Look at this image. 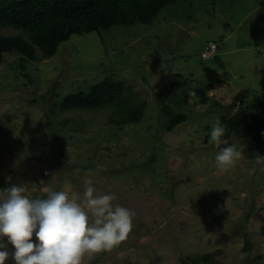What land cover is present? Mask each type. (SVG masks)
<instances>
[{
  "label": "rangeland",
  "instance_id": "rangeland-1",
  "mask_svg": "<svg viewBox=\"0 0 264 264\" xmlns=\"http://www.w3.org/2000/svg\"><path fill=\"white\" fill-rule=\"evenodd\" d=\"M15 34L23 33L0 28ZM210 41L217 51L204 59ZM13 55L0 64V190L25 185L30 198H46L45 188L70 184V196L82 199L91 180L94 195L114 194L113 206L135 212L132 231L91 264H181L195 254L246 264V239L248 264H264V164L226 131L242 158L221 173L220 149L205 141L217 122L213 102L233 103L231 116L264 92V0H177L151 24L73 34L26 70ZM176 73L193 84L180 109L187 119L164 131L161 109ZM108 75L125 82V99L145 104L141 121L117 126L111 107L58 105ZM0 242L10 254L5 264H15L13 246Z\"/></svg>",
  "mask_w": 264,
  "mask_h": 264
},
{
  "label": "trees",
  "instance_id": "trees-1",
  "mask_svg": "<svg viewBox=\"0 0 264 264\" xmlns=\"http://www.w3.org/2000/svg\"><path fill=\"white\" fill-rule=\"evenodd\" d=\"M176 1L0 0V28L11 27L23 33L0 35V64L7 53H13L18 68L26 70L28 62L54 55L58 46L73 34L100 33L116 25L151 24L165 6ZM181 78V74L176 73L169 79L167 94L171 100L161 109L164 131L173 130L187 119L186 113L180 109L184 107L188 90L193 84ZM127 88L123 80L108 75L99 82L65 94L58 105L63 110L95 111L111 107L110 123L117 126L138 123L143 118L145 104L125 99ZM198 90L206 97L202 87H198ZM213 105L217 107L214 117L224 123L226 131L233 132L245 143L243 154L252 159L257 155L264 157V92L231 116L228 115L233 103L226 106L213 102ZM209 139L210 134L205 141ZM260 233L264 237V224L260 227ZM251 248V242L246 239L243 247L246 264L250 260ZM214 262V258L208 254H195L180 259L181 264Z\"/></svg>",
  "mask_w": 264,
  "mask_h": 264
},
{
  "label": "clouds",
  "instance_id": "clouds-1",
  "mask_svg": "<svg viewBox=\"0 0 264 264\" xmlns=\"http://www.w3.org/2000/svg\"><path fill=\"white\" fill-rule=\"evenodd\" d=\"M225 132L217 120L210 133L220 149L215 161L221 173L242 158L233 143L228 146ZM256 163L264 164V157L257 155ZM91 185V180L86 181L82 199L70 196V184L64 190L45 188L46 198H30L25 185L0 190V238L6 237L14 247L15 264H91L98 254L127 240L135 212L113 206L114 194L94 195ZM33 234L37 243L31 241ZM0 248L4 249L0 264H5L10 255L7 244L0 242ZM245 256L242 253L240 259Z\"/></svg>",
  "mask_w": 264,
  "mask_h": 264
},
{
  "label": "built area",
  "instance_id": "built-area-1",
  "mask_svg": "<svg viewBox=\"0 0 264 264\" xmlns=\"http://www.w3.org/2000/svg\"><path fill=\"white\" fill-rule=\"evenodd\" d=\"M216 51V44L213 42H209L205 45L204 50L201 53L202 58H208L213 55Z\"/></svg>",
  "mask_w": 264,
  "mask_h": 264
},
{
  "label": "water",
  "instance_id": "water-1",
  "mask_svg": "<svg viewBox=\"0 0 264 264\" xmlns=\"http://www.w3.org/2000/svg\"><path fill=\"white\" fill-rule=\"evenodd\" d=\"M31 241L33 242V243H36V237H35V234H33V237L31 238ZM14 248V247H13Z\"/></svg>",
  "mask_w": 264,
  "mask_h": 264
}]
</instances>
